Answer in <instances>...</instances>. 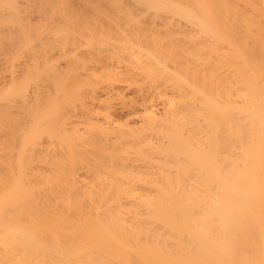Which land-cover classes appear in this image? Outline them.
<instances>
[{
	"label": "bare ground",
	"instance_id": "bare-ground-1",
	"mask_svg": "<svg viewBox=\"0 0 264 264\" xmlns=\"http://www.w3.org/2000/svg\"><path fill=\"white\" fill-rule=\"evenodd\" d=\"M0 264H264V0H0Z\"/></svg>",
	"mask_w": 264,
	"mask_h": 264
}]
</instances>
